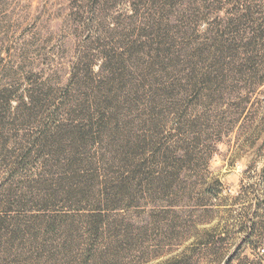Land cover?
Segmentation results:
<instances>
[{
	"label": "rangeland",
	"instance_id": "374dc122",
	"mask_svg": "<svg viewBox=\"0 0 264 264\" xmlns=\"http://www.w3.org/2000/svg\"><path fill=\"white\" fill-rule=\"evenodd\" d=\"M252 263L264 0H0V264Z\"/></svg>",
	"mask_w": 264,
	"mask_h": 264
},
{
	"label": "trees",
	"instance_id": "16d2710c",
	"mask_svg": "<svg viewBox=\"0 0 264 264\" xmlns=\"http://www.w3.org/2000/svg\"><path fill=\"white\" fill-rule=\"evenodd\" d=\"M219 50H220V55H222V58H226L225 56L226 55H228L227 57L228 58H231L232 56L235 58V57H237V55H234V53H232V48L231 47H225V46H220V48H219ZM218 50V51H219ZM235 60V59H234ZM224 65V64H223ZM244 66H246V64H244ZM244 66L243 65H241V69L242 68H244ZM88 118V123H89V129L92 131L93 130V128L95 127V124H93L92 123V118L91 117H87ZM55 125H56V128L58 129V133H61L60 132V130L62 129V127H63V125L61 124V122L60 121H58V122H56L55 123ZM88 129V130H89ZM89 132V131H88ZM253 264V263H252Z\"/></svg>",
	"mask_w": 264,
	"mask_h": 264
}]
</instances>
